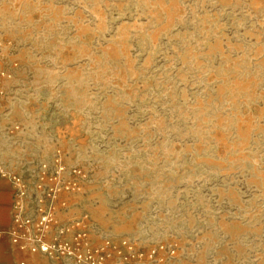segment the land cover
Returning a JSON list of instances; mask_svg holds the SVG:
<instances>
[{"label":"rangeland","instance_id":"1","mask_svg":"<svg viewBox=\"0 0 264 264\" xmlns=\"http://www.w3.org/2000/svg\"><path fill=\"white\" fill-rule=\"evenodd\" d=\"M0 178V264H264V0H0Z\"/></svg>","mask_w":264,"mask_h":264},{"label":"built area","instance_id":"2","mask_svg":"<svg viewBox=\"0 0 264 264\" xmlns=\"http://www.w3.org/2000/svg\"><path fill=\"white\" fill-rule=\"evenodd\" d=\"M45 168L40 173V183L37 185V190L40 194L46 193L49 198H55L62 191L60 175H62L63 169L60 167V163L56 167L57 170L53 173L48 172ZM10 179L18 189L15 205V228L12 232L14 241L20 244L22 250L29 249L33 253L53 254L55 250L67 253L71 252V248L68 246L62 244L50 246L46 242L47 234L54 221L53 206L47 205L44 207L38 204L36 207V218L28 217L25 205L26 186L23 180L17 176H10Z\"/></svg>","mask_w":264,"mask_h":264},{"label":"crops","instance_id":"3","mask_svg":"<svg viewBox=\"0 0 264 264\" xmlns=\"http://www.w3.org/2000/svg\"><path fill=\"white\" fill-rule=\"evenodd\" d=\"M15 188L0 178V238L8 239L12 229V207L14 204Z\"/></svg>","mask_w":264,"mask_h":264}]
</instances>
